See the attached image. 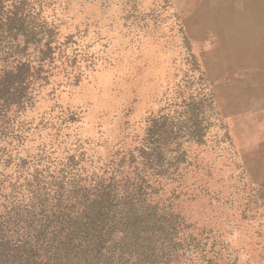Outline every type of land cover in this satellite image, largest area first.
<instances>
[{"label":"rangeland","instance_id":"obj_1","mask_svg":"<svg viewBox=\"0 0 264 264\" xmlns=\"http://www.w3.org/2000/svg\"><path fill=\"white\" fill-rule=\"evenodd\" d=\"M0 18V264H134L121 231L100 251L73 233L102 191L157 206L156 264H264V0H0Z\"/></svg>","mask_w":264,"mask_h":264},{"label":"trees","instance_id":"obj_2","mask_svg":"<svg viewBox=\"0 0 264 264\" xmlns=\"http://www.w3.org/2000/svg\"><path fill=\"white\" fill-rule=\"evenodd\" d=\"M101 193L89 205L84 206L83 214L73 225V233L86 247L94 246L100 251L119 230L123 233L119 243L136 256L134 264L142 263L143 259L144 263L156 264L157 254L154 259L149 257L156 253L157 244L167 234L166 227L161 224L162 218L157 213V206L137 208L133 200L135 194L112 204L116 197L110 198V192ZM110 199L113 201L109 202Z\"/></svg>","mask_w":264,"mask_h":264},{"label":"crops","instance_id":"obj_3","mask_svg":"<svg viewBox=\"0 0 264 264\" xmlns=\"http://www.w3.org/2000/svg\"><path fill=\"white\" fill-rule=\"evenodd\" d=\"M241 22H245V20H243V18L240 19ZM243 27L242 29H240V27ZM230 32H232L233 34H237L239 35L238 36V39L237 40V44H241L243 42H246L247 41V35L251 33V31H249L247 28L244 29V25L240 22H236V25H235V28L232 29Z\"/></svg>","mask_w":264,"mask_h":264}]
</instances>
